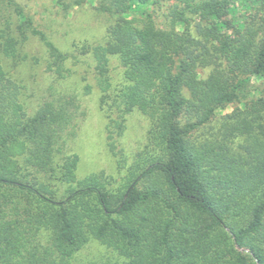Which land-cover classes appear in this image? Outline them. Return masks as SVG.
Segmentation results:
<instances>
[{
    "label": "trees",
    "instance_id": "16d2710c",
    "mask_svg": "<svg viewBox=\"0 0 264 264\" xmlns=\"http://www.w3.org/2000/svg\"><path fill=\"white\" fill-rule=\"evenodd\" d=\"M159 1L101 0L98 10L115 17L105 44L79 48L95 63L110 151L131 113L151 122L149 157L134 163L119 187L99 174L77 176L79 156L67 151L77 98L52 96L28 114L22 87L0 62V264H73L94 240L113 257L88 264H264V149L245 171L232 160H210L188 140L218 109L243 103L263 110L264 99H248L252 78H264V32L257 40L255 29L264 24V0H251L256 14L242 31L230 20L236 0H178L185 7H174L168 29L150 19L135 25L132 13L148 17ZM73 4L63 2L64 11ZM9 9L17 28L43 43L47 71L64 79L71 56L17 0H0V11ZM186 10L198 17L195 33ZM15 42L8 33L6 56H14ZM112 57L123 69L117 88ZM184 117L198 121L184 124Z\"/></svg>",
    "mask_w": 264,
    "mask_h": 264
},
{
    "label": "rangeland",
    "instance_id": "374dc122",
    "mask_svg": "<svg viewBox=\"0 0 264 264\" xmlns=\"http://www.w3.org/2000/svg\"><path fill=\"white\" fill-rule=\"evenodd\" d=\"M75 1L17 0L33 18L36 27L45 31L61 51L71 56L66 63L68 72L64 79L47 71V54L43 43L31 32H21L17 28L18 18L12 9L0 11V34L4 30L14 38L15 54L11 57L4 54L5 35L0 38V62L6 75L22 87L19 99L28 114L34 113L41 103L52 96L77 98L79 110L75 119L76 136L68 142L67 149L69 153L79 156L77 176L83 179L99 174L108 179L111 188H116L124 183L134 163L141 161L142 157H149L151 122L140 111L131 113L124 134L117 138L116 153L110 151L107 142L108 118L100 106L101 92L94 71L95 63L90 54L83 55L79 48L82 45L105 44L108 29L115 17L98 10L101 0H79V5L73 4ZM63 2L73 4L67 12L63 9ZM176 5L179 9L185 7L178 0H161L148 8V17L135 12L131 19L137 26H142L143 22L150 19L156 28L165 30L171 25V13ZM232 6L230 20L242 31L256 14L257 8L251 4V0H236ZM186 17L190 20V31L195 33L198 17L188 10ZM255 29L259 31V40L264 32L263 21L256 22ZM177 30L182 31V25L178 24ZM110 67L113 88L120 87L124 82L123 69L116 57L111 58ZM211 70V67L200 69L199 77L206 78ZM249 89L251 97L248 102L264 99V78H252ZM197 121L195 118H183L184 124ZM262 126L264 108L254 113L248 111L243 103H233L216 110L210 120L191 130L188 140L198 153H204L210 160H221L223 164L232 160V166L247 171L254 157L263 152ZM107 256L113 257L94 240L76 255L73 264H88L105 260Z\"/></svg>",
    "mask_w": 264,
    "mask_h": 264
}]
</instances>
